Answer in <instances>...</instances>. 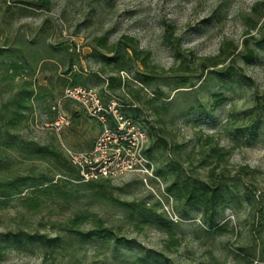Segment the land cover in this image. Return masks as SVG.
<instances>
[{
  "label": "rangeland",
  "instance_id": "1",
  "mask_svg": "<svg viewBox=\"0 0 264 264\" xmlns=\"http://www.w3.org/2000/svg\"><path fill=\"white\" fill-rule=\"evenodd\" d=\"M18 0H0V47L24 46L29 40L37 39L41 43L57 48H69L76 52L80 67L88 74L96 73L99 65L89 57L94 40L107 35L108 45L113 44L122 36L133 38L139 48L150 52V65L155 67V74L162 80L175 73L179 67L173 58L172 51L163 44L165 31H173V37L180 40V48L188 57L186 63L192 74L193 82H197L200 71V61L214 58L223 43L236 47L237 67L244 75L250 78L253 86H247L238 81H230L226 85H214L208 90H195L190 95L179 96L174 94L173 86L159 82L158 88L164 98H174V105L166 108V115L161 116L159 124L153 112L143 104L152 99L155 87L145 88L138 82L131 83L134 90L140 91V103L124 96L125 91H117L116 96L124 102L132 101L134 106L141 110L139 121L146 128L149 124L158 131L168 145L167 158L179 162L184 168L205 179L207 170L198 167L196 152L205 140L211 137L215 143L228 151L225 161L219 165L217 172L224 176L238 177L241 169L247 168L254 172L251 179L240 177L250 182L258 193H264V133H261L248 147L234 146L225 125L229 123L230 131L248 124L250 120L264 118V101L257 103V99L264 98V44L255 48L256 60L251 65H244L242 57L247 45L254 47V43L264 34V19L257 20L252 9L255 5H264V0H50L48 11L32 10ZM27 1V0H23ZM261 13L264 6H261ZM264 16V14H262ZM259 22V31H251L252 23ZM261 25V26H260ZM46 64L45 70L34 74L36 82L46 86L41 95L44 100L34 105L33 113L28 117L20 135L26 139L46 144L54 141L59 147L61 144L72 149H87L101 130L100 125L87 117L74 103H62V110L69 121L59 136L48 127L50 118L48 108L54 104L62 94V88L57 80L59 73L53 74ZM141 71L142 68L138 64ZM60 68V67H59ZM0 70V76H1ZM53 77V79H49ZM48 78V80H46ZM122 80H131V74L121 73ZM7 83L0 78V103L6 100L11 93ZM11 83L9 86L15 85ZM95 91L99 89L93 87ZM209 93L222 94L223 103L209 115L196 122L199 112L196 108L205 105L211 108L208 100ZM124 96V97H122ZM166 99L157 101L156 107L166 103ZM66 103V104H65ZM66 106L67 111L64 109ZM191 106V107H190ZM192 108V110L190 109ZM255 108V109H254ZM188 110V111H187ZM254 113H252V111ZM71 112L79 115V124L71 125ZM134 115V114H132ZM136 115V114H135ZM137 117V115H136ZM190 155V162L185 161ZM25 165L18 163L15 167L20 173L25 171ZM160 162L156 166H160ZM94 181L90 183H97ZM134 177L119 182H110L107 185L109 197L124 201H145L146 207H151L153 200L146 199L149 191L137 184ZM154 188H156L154 186ZM155 190V189H154ZM257 193V195H258ZM75 206L45 205L40 213L24 221L36 227L38 221L44 226L37 230L50 237L61 235L59 227L50 224L64 222L76 208L93 213L101 218L107 227L128 244L122 243L110 246L109 249H99L95 245H85L74 254L71 259L67 255H53L47 258L37 249L25 252H9L0 261V264H128L129 258L140 251H162L164 236L151 228L136 229L125 221L123 214L111 204L95 201L88 192ZM13 211L0 214L2 225L0 233L7 228L15 227ZM192 219H183L174 228L180 245L174 249L171 258L176 264H244L237 257L242 248H264V236L260 239L251 231L252 218L245 205L233 212L226 210L218 218L217 227L221 232L212 231L209 234L200 233V212L189 211ZM83 230H90L86 224ZM259 248V247H258ZM71 259V260H70ZM253 264H264L254 262Z\"/></svg>",
  "mask_w": 264,
  "mask_h": 264
},
{
  "label": "trees",
  "instance_id": "2",
  "mask_svg": "<svg viewBox=\"0 0 264 264\" xmlns=\"http://www.w3.org/2000/svg\"><path fill=\"white\" fill-rule=\"evenodd\" d=\"M17 3L32 10L48 11L51 1L18 0ZM261 6L264 5L257 4L252 9L258 21L264 19L262 16L264 12H260ZM258 21L249 20L252 23L251 31H259ZM107 40V35L94 40L89 57L99 65V70L91 74L83 72L76 52L69 48L61 49L43 43L39 47L37 39L29 40L24 46L0 47L2 73L0 78L2 82L7 83L6 87L11 93L0 103V214L12 210L15 220L13 229L7 228L4 233H0V261L9 252H25L29 249L39 250L44 258L67 255L72 259L75 253L88 244L106 250L110 246L128 244L125 239L120 238L107 227L97 215L78 208L64 222L50 224L52 227H59L61 235L55 237L37 230V226L44 229L40 221L36 223L35 228L26 224L28 221H24L27 216L29 218L37 216L47 204L76 207L78 201L84 197L80 193L86 191L91 199L111 204L123 214L125 221L136 229L147 227L164 236L161 252L140 251L129 258L128 264H176L171 254L180 245L174 232L177 225L159 212V205L150 193L146 199L153 200L154 204L149 208L146 207V200L129 202L109 197L107 185L110 182L107 180H99L97 183L81 182L78 171L66 160L61 147L54 141L39 144L26 140L20 135L28 117L34 111V105L46 97L41 95L42 91H46V86L38 84L34 79L37 71L43 72L46 69L44 63H49L47 65L51 66L49 70L53 74L59 73L57 80L62 92L66 88L82 87L95 90L93 87H96L99 89L96 92L103 104L115 103L119 106L118 111L125 120L139 126L146 133L148 145L145 155L154 165V174L164 186L165 193L173 199L174 208L179 217L192 219L189 211L198 210L201 219V227L198 228L200 233L206 235L212 231L219 233L223 228L217 227L218 218L226 210L235 212L238 207L245 205L252 218L251 231L258 239L264 236V193H258L250 182L240 178L251 179L254 172L243 168L239 173L240 177L234 178L224 176L221 171L217 172L219 165L225 161L229 152L215 143L211 137L207 138L196 152L198 167L207 170L205 179L193 174L179 162L168 159L167 142L158 136V131L151 124L146 131L144 124L139 121L141 110L136 108L132 101L119 100L116 92L125 91L124 96L140 103V91L134 90L131 83L135 81L145 88L155 87L153 98L143 105L153 112L157 118L156 124H159L161 116L166 115L167 110L164 107L171 108L175 99L164 98V94L158 88L161 78L155 74V67L150 65V52L141 50L137 42L128 36H122L110 45ZM163 44L172 51L174 60L179 64L176 72L161 82L172 85L174 94L190 95L195 90H208L214 85H226L235 80L247 86H253L252 80L237 67V55H235L237 48L231 44L223 43L217 56L200 61L197 82L192 81L194 72L186 65L190 61L188 57L192 55H185L180 48V40L173 37L172 30L165 31ZM262 44H264V34L259 36L253 48L245 46L244 55L241 56L244 65L254 63L255 48ZM138 64L142 68L141 71L137 67ZM121 73L131 74V80H122ZM15 82V85L9 86ZM207 97L213 104L210 109L201 104L196 108L199 112L196 122H200L203 117L223 103L222 94L209 93ZM163 99H166L167 104H163L162 108L156 107L155 103ZM260 101H264V98L257 99V103ZM54 104L48 108L50 115L48 124L56 120V112L52 111ZM64 109L67 111L66 106ZM251 111L254 113L253 110ZM70 114L71 125L77 126L79 115L75 112ZM91 120L97 122L94 119ZM224 127L229 131L234 146L248 147L261 133H264V118L252 119L245 126L237 127L232 132L229 123ZM93 142L87 149H70L87 151L91 149ZM190 160V155H187L186 163ZM159 162L161 165L157 167L156 164ZM18 163L26 164L23 173L15 167ZM136 183L143 188L139 181ZM86 224L90 225V230L82 229ZM1 225L0 216V227ZM260 245L262 246L261 242L257 249L249 247L240 249L237 257L244 264H253L255 261L264 263V248H260Z\"/></svg>",
  "mask_w": 264,
  "mask_h": 264
},
{
  "label": "built area",
  "instance_id": "3",
  "mask_svg": "<svg viewBox=\"0 0 264 264\" xmlns=\"http://www.w3.org/2000/svg\"><path fill=\"white\" fill-rule=\"evenodd\" d=\"M65 101L76 104L101 127L90 150L74 151L61 144L66 160L78 171L80 181L119 182L134 177L153 196L159 205V212L173 224L180 223L173 199L165 193L164 186L154 174V165L145 155L148 145L146 133L125 120L115 103L103 104L95 90L73 87L64 89L52 107L56 120L48 127L56 135L69 126L68 118L61 109Z\"/></svg>",
  "mask_w": 264,
  "mask_h": 264
}]
</instances>
